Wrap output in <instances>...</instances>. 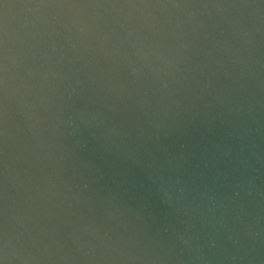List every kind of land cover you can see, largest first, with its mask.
Listing matches in <instances>:
<instances>
[{
  "label": "water",
  "instance_id": "95a60500",
  "mask_svg": "<svg viewBox=\"0 0 264 264\" xmlns=\"http://www.w3.org/2000/svg\"><path fill=\"white\" fill-rule=\"evenodd\" d=\"M0 264H264V0H0Z\"/></svg>",
  "mask_w": 264,
  "mask_h": 264
}]
</instances>
